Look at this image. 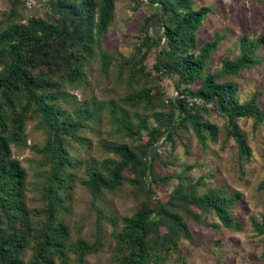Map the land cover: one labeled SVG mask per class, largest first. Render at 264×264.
<instances>
[{
	"label": "trees",
	"instance_id": "16d2710c",
	"mask_svg": "<svg viewBox=\"0 0 264 264\" xmlns=\"http://www.w3.org/2000/svg\"><path fill=\"white\" fill-rule=\"evenodd\" d=\"M11 1L6 21L0 22V264H55L56 256L60 264H70L69 249L76 254V264H87L88 252L100 248L99 235L94 240L79 237L68 243V224L59 217L66 200L60 189L70 186L66 165L74 163L68 136H75L83 124L81 111L92 116L105 109L122 134L121 140L109 142L114 156L87 164L83 182L94 195L113 190L122 184L124 170L129 168L135 173L130 180L144 193L133 213L124 216L122 226L113 233L111 264H189L179 239L191 237L187 218L199 220L202 211L188 204L214 210L224 226L238 225L231 210L242 197L238 190H198L194 182L179 180L166 201L152 205L150 183L173 177L154 173L152 165L159 137H172L183 125L202 143L216 140L217 124L198 112L212 106L225 117L226 137L235 141L239 172L244 171L253 148L238 117L251 115L253 126L264 123V107L258 101L261 91L241 101L237 83L219 79L256 63L263 37L242 35L240 53L222 58L219 70L210 72L205 66L221 37L201 45L197 39V29L210 8L194 7L192 0H147L158 9L143 18L145 35L138 51L119 57L117 78L125 82L127 91L118 101L92 108L88 103L78 105V115L73 116L62 104L69 96L65 88L83 81L85 65L96 53L102 65L107 64L110 55L102 48V37L114 17L115 0H46L45 17L30 15L25 20L15 13L16 6L32 4ZM154 48L151 71L177 78L179 94L167 101L157 84L133 69L150 72L143 53ZM159 107L168 111H157ZM148 110L155 117L153 125ZM34 117L46 133L41 150L51 165V181L44 186L43 206L32 208L25 193L26 168L14 154L12 143L25 141L26 122ZM40 214L42 218H38ZM251 220L258 231H264V220ZM164 221L167 226L161 231Z\"/></svg>",
	"mask_w": 264,
	"mask_h": 264
},
{
	"label": "rangeland",
	"instance_id": "374dc122",
	"mask_svg": "<svg viewBox=\"0 0 264 264\" xmlns=\"http://www.w3.org/2000/svg\"><path fill=\"white\" fill-rule=\"evenodd\" d=\"M30 1L32 6L24 2V5L18 4L15 13L23 20L30 15L45 17L46 0ZM192 3L194 7L207 5L210 8L197 29L198 45L221 37L218 48L211 53L205 66L207 71H218L222 58L231 59L240 53L242 35L252 39L264 38V0H192ZM11 5V0H0V22L6 21L5 14ZM157 9L156 3H148L147 0H115L114 17L102 37V48L110 55L107 64L102 65L96 53L85 65L83 81L66 86L69 96L62 104L68 113L77 116L75 108L84 103L92 108L111 100L118 101L127 91L125 82L117 78L119 57L138 51L145 35L143 18ZM147 30L151 32L152 28L148 26ZM144 50L145 47L142 48ZM155 51L154 48L143 53L147 70L154 61ZM256 57L258 61L253 65L219 80H234L241 101L251 97L255 91H261L258 101L264 107V42H261ZM133 69L146 76L152 84H157L166 101L179 94L177 78L156 76L151 69V74ZM156 110L168 111L164 107ZM198 112L217 124V139L202 143L185 125L178 128L172 137L160 136L152 170L158 174H172L173 177L151 182L149 201L152 205L158 200L166 201L179 180L185 184L194 182L198 190L217 187L225 192L240 191L242 197L234 202L231 209L238 221L235 226H224L214 210L203 211L195 204H188L201 210L202 215L199 220L187 218L191 237H181L179 245L189 264H264V231H258L251 220L253 217L259 223L264 220V184H261L264 178V123L253 126L251 115L238 117L253 148L251 158L244 163V171L240 173L235 141L226 137L225 117L212 106L200 108ZM148 114L150 125L155 124L153 112L148 110ZM80 117L83 124L75 136H68L67 144L74 163L66 165L70 186L67 190L60 189L66 200L59 217L68 224V243H74L79 237L94 240L96 235L100 236L102 244L96 252H88L87 264H111L113 233L122 226L123 217L133 213L144 193L140 189L139 192L137 184L130 180L135 173L129 168L124 170L125 179L117 188L102 190L96 195L90 191L82 180L86 176L87 164L114 156L108 149L109 142L121 140L122 134L105 109L92 116L81 111ZM37 123L35 117L29 118L25 125V141L12 143L14 154L26 168L25 193L32 208L43 206L44 186L51 181V165L41 150L46 133ZM42 217L40 214L38 218ZM166 226L164 221L160 230H165ZM29 253L28 249L26 258ZM68 254L69 263L76 264L75 252L69 249ZM60 263V257L56 256L55 264Z\"/></svg>",
	"mask_w": 264,
	"mask_h": 264
},
{
	"label": "built area",
	"instance_id": "2783aa9c",
	"mask_svg": "<svg viewBox=\"0 0 264 264\" xmlns=\"http://www.w3.org/2000/svg\"><path fill=\"white\" fill-rule=\"evenodd\" d=\"M28 4H30L31 3V1L30 0H28V2H27Z\"/></svg>",
	"mask_w": 264,
	"mask_h": 264
}]
</instances>
